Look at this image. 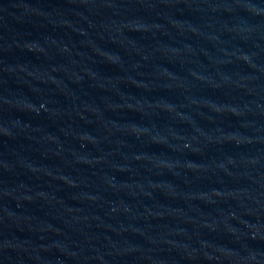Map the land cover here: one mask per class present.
I'll return each mask as SVG.
<instances>
[{"label": "water", "instance_id": "water-1", "mask_svg": "<svg viewBox=\"0 0 264 264\" xmlns=\"http://www.w3.org/2000/svg\"><path fill=\"white\" fill-rule=\"evenodd\" d=\"M0 264H264V0H0Z\"/></svg>", "mask_w": 264, "mask_h": 264}]
</instances>
